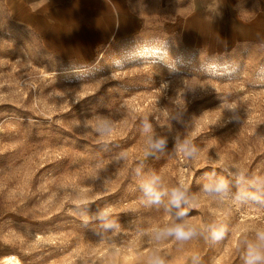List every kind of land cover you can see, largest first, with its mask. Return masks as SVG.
Here are the masks:
<instances>
[{
    "label": "clouds",
    "instance_id": "clouds-1",
    "mask_svg": "<svg viewBox=\"0 0 264 264\" xmlns=\"http://www.w3.org/2000/svg\"><path fill=\"white\" fill-rule=\"evenodd\" d=\"M22 68L29 77L24 82L27 88L53 82L54 73L32 61L13 65L9 74L20 72ZM146 72L148 68L117 71L112 78L124 79ZM16 84L14 94L27 99L28 91L19 87V80ZM166 87L167 84L162 83L151 91L125 96L120 104V119L104 115L87 119L84 126L89 131L84 135L88 139L95 134L94 144L124 141L135 132L134 142L119 148L111 157L75 169L73 180L60 179L65 172L51 181L57 191L45 199L46 214L38 218L49 220L64 212L78 223L92 225L100 232V239L85 240L83 233L74 227L37 233L31 240L15 229H8L0 232V248L10 249L0 254V264H7L9 256L13 264H25V258L46 246L68 249L61 259H51L48 264H129L130 251L135 253L132 264H177V253H181L179 264H203L208 247L201 250L199 242L211 246L222 240L225 243L221 256L226 257L225 264H264V159H261L264 139L253 142L264 115H253L249 104L236 136L221 143L212 135L206 142L197 143L212 132L213 125L221 122L226 125L238 118L237 114L226 119L225 112L237 113L250 99L243 84H215L217 93L243 95L223 99L219 106L195 116L190 127H184L183 132L176 131L168 150L169 136L163 133L173 131V120L182 123L179 113L185 110L186 104L184 90L180 89L175 98H169V104L162 105ZM97 88L99 84L76 91L75 99L79 101L92 95ZM52 97L65 99L57 107L55 101L48 102ZM22 100H12L9 94L0 93V103L10 102L19 107ZM31 109L36 116L51 120L70 111L71 103L64 91L54 89L47 97L35 100ZM56 123L72 131L62 120ZM72 123L79 125L80 121ZM5 130L0 127V131ZM7 130L15 131L16 125L8 124ZM17 146L16 143L6 144L0 152ZM133 146L136 151L130 152ZM53 149L43 158L37 155L40 161L37 171L46 163L69 156L71 151L65 147ZM114 161L118 167L101 188L86 182L98 177L101 170ZM150 161L157 162L156 166ZM205 169L210 171L198 175ZM6 187L0 183V194H4ZM47 190L45 187L44 191ZM122 191L127 194L126 198L106 203L95 212L90 210L89 205ZM25 195L22 192L9 195L8 192L4 198L9 203L22 204ZM190 212L195 214L189 215ZM122 214L130 216L127 224L121 222ZM212 264L220 262L214 259Z\"/></svg>",
    "mask_w": 264,
    "mask_h": 264
},
{
    "label": "rangeland",
    "instance_id": "rangeland-1",
    "mask_svg": "<svg viewBox=\"0 0 264 264\" xmlns=\"http://www.w3.org/2000/svg\"><path fill=\"white\" fill-rule=\"evenodd\" d=\"M28 61L54 73L53 82L27 88L24 83L29 79L26 69L22 68L20 72L9 74L13 65L27 64ZM142 68H148V72L124 79L112 78V74L117 71ZM16 80L20 81V88L28 91L27 99L22 100L19 94H14L17 93ZM162 83L167 84L163 90L162 105L169 104V98H175L180 89L184 90L186 104L185 110L179 113L182 123L173 120V131L163 133L169 136L168 150L172 147V137L176 131L183 132L184 127H190L195 116L219 106L223 99L230 100L243 95L235 92L217 93L215 84H243L250 97L249 101L243 108L238 109L237 113L225 112L226 119L237 114L238 118L232 119V122L226 125L224 122L213 125L212 132L197 141L204 143L210 136L215 135L223 143L238 134L245 115L244 110L249 104L254 110L253 115H264V45L256 42L237 43L218 53L202 47H192L185 43L177 30L161 26L153 32L112 43L89 62L77 63L56 55L46 46L40 33L16 21L10 14L7 3L0 0V93L9 94L12 100H22L19 107L10 102L0 103V127L6 129L0 131V148L11 143L18 145L15 149L0 152V183L7 186L4 194H0V232L15 229L31 240L37 233L47 234L74 227L83 233L85 240H99L100 232L97 229L90 224L78 223L64 212L49 220L38 218L46 214L45 199L57 191L51 181L65 172L60 179L65 182L73 180L75 169L82 168L86 163H95L97 160L111 157L119 148L133 143L135 132L124 141L94 144L92 140L95 134L92 138H85L84 134L89 129L85 128L84 122L96 115L120 119V104L125 96L151 91ZM98 84L99 88L94 94L79 101L75 99L76 91L93 88ZM54 89L66 93L71 103L70 111L60 113L51 120L36 116L31 105L35 100L47 97ZM64 99L65 97H52L48 102L55 101L59 107ZM57 120L70 125L72 131H67L65 127L57 124ZM77 120L80 121L79 125L72 123ZM8 124H15L16 130H7ZM139 126L138 123L137 127ZM257 139H264V122L258 125L257 136L253 138V142ZM59 147L70 149V155L46 163L37 171L40 163L37 155L43 158L49 150ZM135 151V146L130 148V152ZM150 164L156 166L157 162L150 161ZM116 167L118 164L114 161L107 169L101 170L98 177L86 182L99 189L106 179L113 176ZM206 171L210 170H202L198 175ZM233 184L235 185V182ZM45 187L47 191H44ZM8 192L9 195L16 192L25 193L24 202H7L4 197ZM126 195L122 191L89 205V208L95 212L106 203L126 198ZM12 207L16 210L11 211ZM193 214L195 213H189ZM129 219V215L122 214V223L127 224ZM78 243L83 244V241ZM224 243L222 240L206 246L200 241L201 250L208 247L203 264H212L214 259H218L220 264H225L226 257L221 256ZM8 251L10 249L0 248V254ZM66 251L67 248L46 246L41 252L25 258V264H48L51 259H61V255ZM38 256L40 259H37ZM180 258L181 253H177V264ZM134 259L135 253L130 251L129 264H132Z\"/></svg>",
    "mask_w": 264,
    "mask_h": 264
},
{
    "label": "crops",
    "instance_id": "crops-1",
    "mask_svg": "<svg viewBox=\"0 0 264 264\" xmlns=\"http://www.w3.org/2000/svg\"><path fill=\"white\" fill-rule=\"evenodd\" d=\"M59 57L87 63L112 43L166 26L186 44L224 52L264 45V0H4Z\"/></svg>",
    "mask_w": 264,
    "mask_h": 264
},
{
    "label": "bare ground",
    "instance_id": "bare-ground-1",
    "mask_svg": "<svg viewBox=\"0 0 264 264\" xmlns=\"http://www.w3.org/2000/svg\"><path fill=\"white\" fill-rule=\"evenodd\" d=\"M7 264H13V259L11 256L7 258Z\"/></svg>",
    "mask_w": 264,
    "mask_h": 264
},
{
    "label": "snow or ice",
    "instance_id": "snow-or-ice-1",
    "mask_svg": "<svg viewBox=\"0 0 264 264\" xmlns=\"http://www.w3.org/2000/svg\"><path fill=\"white\" fill-rule=\"evenodd\" d=\"M13 259V258H12Z\"/></svg>",
    "mask_w": 264,
    "mask_h": 264
}]
</instances>
